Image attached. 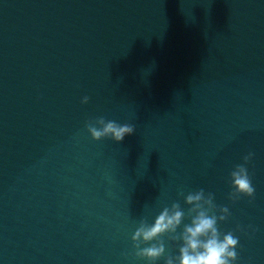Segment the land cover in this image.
I'll use <instances>...</instances> for the list:
<instances>
[{"label": "water", "instance_id": "water-1", "mask_svg": "<svg viewBox=\"0 0 264 264\" xmlns=\"http://www.w3.org/2000/svg\"><path fill=\"white\" fill-rule=\"evenodd\" d=\"M201 188L264 264V0H0V264H146L139 220Z\"/></svg>", "mask_w": 264, "mask_h": 264}, {"label": "clouds", "instance_id": "clouds-1", "mask_svg": "<svg viewBox=\"0 0 264 264\" xmlns=\"http://www.w3.org/2000/svg\"><path fill=\"white\" fill-rule=\"evenodd\" d=\"M88 101L89 97L84 96L81 103ZM85 127L95 141L110 138L120 143L135 132V125L106 120L103 116L87 121ZM253 157L254 153L249 152L229 174L232 190L228 198L233 203L241 197L249 198L250 202L255 198L247 167ZM178 195L183 197L186 209L174 201L163 206L151 223L147 218L139 220L131 236L135 257L146 264H157L161 259L163 264H236L239 237L232 231L222 233L219 228L231 215L229 208L217 205L214 194L203 188L187 194L181 190ZM236 230L240 231V226ZM166 240L179 244L178 254L167 252Z\"/></svg>", "mask_w": 264, "mask_h": 264}]
</instances>
